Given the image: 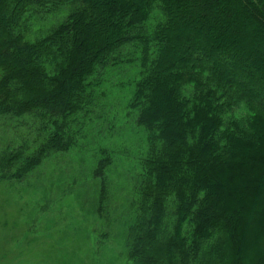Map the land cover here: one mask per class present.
Returning a JSON list of instances; mask_svg holds the SVG:
<instances>
[{
  "label": "trees",
  "instance_id": "obj_1",
  "mask_svg": "<svg viewBox=\"0 0 264 264\" xmlns=\"http://www.w3.org/2000/svg\"><path fill=\"white\" fill-rule=\"evenodd\" d=\"M1 119L35 137L0 141V260L5 183L77 151L130 184L110 264H264V0H0Z\"/></svg>",
  "mask_w": 264,
  "mask_h": 264
},
{
  "label": "rangeland",
  "instance_id": "obj_2",
  "mask_svg": "<svg viewBox=\"0 0 264 264\" xmlns=\"http://www.w3.org/2000/svg\"><path fill=\"white\" fill-rule=\"evenodd\" d=\"M20 125H16L20 131H14L1 119L0 141L14 145L23 137H35L28 136V126ZM113 144L118 146L121 142ZM87 156L77 151L51 156L20 184L5 183V196L11 202L8 216L21 235L4 249L0 264H57L55 253L43 256L42 251L48 246L58 254L75 250L77 258L65 264H82L91 256L95 259V254L97 264L112 262L129 222L130 184L123 177V164L115 161L101 204L97 182L91 175L93 164ZM33 241L40 243L33 245ZM97 241L98 252L94 249Z\"/></svg>",
  "mask_w": 264,
  "mask_h": 264
}]
</instances>
